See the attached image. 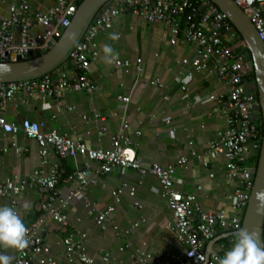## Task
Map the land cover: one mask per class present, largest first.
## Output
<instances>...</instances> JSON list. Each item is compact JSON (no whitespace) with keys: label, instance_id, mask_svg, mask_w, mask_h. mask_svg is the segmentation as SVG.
I'll list each match as a JSON object with an SVG mask.
<instances>
[{"label":"crops","instance_id":"1","mask_svg":"<svg viewBox=\"0 0 264 264\" xmlns=\"http://www.w3.org/2000/svg\"><path fill=\"white\" fill-rule=\"evenodd\" d=\"M13 1L16 0H0V14L8 16ZM55 2L27 0L22 15L33 18ZM111 2L117 5L118 0ZM39 29L40 26L34 27ZM12 31L18 34V27ZM110 33H117L119 39L110 40ZM172 38L163 22L121 13L110 28L101 30L95 38L99 54L86 71L95 84L94 90L67 89L59 99H40L20 92L7 101L2 113L11 121L29 118L41 123L43 130L81 136L90 147L105 150L112 149V135L124 132L132 139V147L145 165L175 163L185 156L187 163L178 165L174 173L175 187L195 193L203 209L224 211L230 216L237 185L226 177L223 153L211 150L217 133L227 128V120L219 104L208 99L211 93H225L226 87L218 79L212 62L202 70L182 63L184 58L195 56L194 47L185 41L172 43ZM106 44L118 53L111 63L104 59L102 49ZM241 49L247 52L252 64L246 85L258 95L250 50L247 44ZM137 58L142 59L141 73L135 68ZM117 60H128L133 65L125 69L116 64ZM65 66L62 63L50 73L54 78L62 73L75 75L73 64ZM188 72L193 73L192 78L186 77ZM155 79L163 87L152 84ZM120 95L129 96L130 101L125 103L118 98ZM260 111L255 114L256 121L260 117L262 120ZM39 150L38 142L23 132L13 134L0 129V181L28 178L36 169L48 173L54 163H59L63 171L59 184L63 193L72 184L68 180L70 174L82 171L89 179L96 177V182H90L84 192L70 201L66 210L68 224L62 226L51 220L46 230L45 240L58 264H70L65 260L62 245V239L69 235L82 240L96 264H159L158 259L160 264L177 263L185 246L174 241L170 226L175 219L156 175L126 167L96 175L99 161L80 156L60 157L49 148L47 162L43 163ZM247 163L256 167V157ZM118 189L122 191L116 200L113 191ZM132 189L134 194L130 193ZM45 196V189L39 186L28 187L18 196L19 214L26 226L38 218L39 204ZM87 203L101 209L113 206L104 227L98 225L97 212ZM5 205L8 206L6 198L0 196V206ZM135 223L138 224L134 226ZM231 236L230 231H219L207 243L206 252L215 251ZM105 253L110 254L109 263L102 258ZM0 254L11 256L13 261L16 250L0 248Z\"/></svg>","mask_w":264,"mask_h":264},{"label":"built area","instance_id":"2","mask_svg":"<svg viewBox=\"0 0 264 264\" xmlns=\"http://www.w3.org/2000/svg\"><path fill=\"white\" fill-rule=\"evenodd\" d=\"M26 1H13L9 6V15L0 14V31L10 32L0 40V58L6 54L29 56L33 52L47 51L71 23L81 0H56L52 7L37 13L33 18L22 15ZM235 1L254 24L259 37L264 40V0ZM124 12L145 21L163 22L173 35L172 43L185 41L194 47L195 56L192 59L184 58L182 63H190L194 69L202 70L212 62L218 79L225 84V93H211L208 99L219 104V110L227 120V128L217 133L211 150L223 153L226 177L237 185L231 205L232 215L229 216L224 211H207L203 209L195 193H185L175 187L174 173L178 165L187 163L185 156L175 163L145 165L132 147V139L124 132L112 135V149L105 150L90 147L81 136L43 130L41 123L29 118L11 121L2 113L7 101L20 92L40 99H59L67 89L94 90L95 84L86 71L99 54L95 38L101 30L110 28L114 19ZM37 26L41 29L34 30ZM13 27H18V34L12 31ZM245 44L231 20L211 0H118L117 5L109 1L101 8L100 15L92 19L81 40L63 62L66 66L74 65L75 75L67 76L62 73L54 78L51 73H46L32 80L0 82V129L13 134L23 132L27 137L35 139L40 146L39 155L43 163L47 162L49 148H52L60 157L80 156L99 161L96 175L109 173L115 167L133 168L142 174L149 172L156 175L161 193L167 199L175 219L170 226L174 241L185 246L176 264H218V260L232 247L235 233L242 227L256 169L247 161L260 152L263 139L262 128L255 115L260 108L259 98L246 85L252 64L247 52L241 49ZM116 64L125 69L133 65L128 60H117ZM135 68L138 73L142 72L141 58L136 59ZM186 77L192 78L193 73L188 72ZM152 84L163 87L158 79L153 80ZM182 88L186 89V85ZM118 98L125 103L130 101L129 96L120 95ZM123 127H128V123L125 122ZM140 133L137 131V134ZM62 178L60 164L54 163L48 173L43 169H36L28 178L12 177L0 181V196L5 197L8 206L18 213V196L25 189L39 186L46 191L45 199L39 204L38 218L26 226L29 229V247L23 252L16 251L12 264H58L57 257L51 253V245L45 240L50 221L66 226V210L70 201L84 192L90 182H96V177L89 179L82 171H77L68 176L72 184L68 192L63 193L59 187ZM121 191L122 189L113 191L116 200H119ZM130 193L134 194V189ZM87 205L96 210V221L104 227L113 206L101 209L95 204ZM219 231H230L232 236L227 243H221L218 249L207 253V243ZM62 245L68 263L96 264L95 258L87 253L81 239L69 235L62 239ZM102 258L109 263L110 254L105 253ZM157 262L160 264L161 260L158 259Z\"/></svg>","mask_w":264,"mask_h":264},{"label":"water","instance_id":"3","mask_svg":"<svg viewBox=\"0 0 264 264\" xmlns=\"http://www.w3.org/2000/svg\"><path fill=\"white\" fill-rule=\"evenodd\" d=\"M111 0H82L71 23L65 28L61 37L44 53L31 55L7 54L0 58V82L17 80H32L50 73L68 59L70 52L81 40L88 25L101 8ZM231 20L235 28L243 36L250 50L257 93L262 114L263 139L254 175V185L248 206L245 210L242 227L249 233L261 248H264V199H258V194H264V40H262L254 24L235 0H211ZM10 32L0 31V40ZM5 45V44H4ZM258 209L261 210L258 212Z\"/></svg>","mask_w":264,"mask_h":264},{"label":"clouds","instance_id":"4","mask_svg":"<svg viewBox=\"0 0 264 264\" xmlns=\"http://www.w3.org/2000/svg\"><path fill=\"white\" fill-rule=\"evenodd\" d=\"M108 38L117 41L119 36L117 33H110ZM102 51L108 63L118 56L111 45L106 44ZM257 198L264 199V194H258ZM29 244V229L20 214L12 207L0 206V248L23 252ZM12 259L9 255L0 254V264H12ZM218 264H264V248L258 246L252 233L239 229L235 233L232 247L218 260Z\"/></svg>","mask_w":264,"mask_h":264},{"label":"trees","instance_id":"5","mask_svg":"<svg viewBox=\"0 0 264 264\" xmlns=\"http://www.w3.org/2000/svg\"><path fill=\"white\" fill-rule=\"evenodd\" d=\"M82 1V0H81ZM81 1L79 2V4L81 3ZM44 52H46V51H44ZM43 51H40V52H37L38 54H42V53H44ZM251 54V53H250ZM259 110H260V108H259ZM260 113H261V111H260ZM257 122H258V124L262 127V120H261V117L257 120ZM262 132H263V130H262ZM258 158H259V152L257 153V155H256V162H258ZM257 165V164H256Z\"/></svg>","mask_w":264,"mask_h":264}]
</instances>
